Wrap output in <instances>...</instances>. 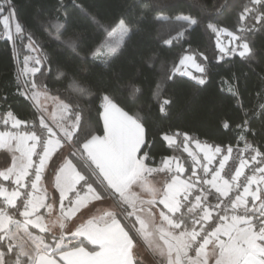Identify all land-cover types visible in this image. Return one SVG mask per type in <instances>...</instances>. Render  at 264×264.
<instances>
[{"label": "snow or ice", "instance_id": "6c2138e0", "mask_svg": "<svg viewBox=\"0 0 264 264\" xmlns=\"http://www.w3.org/2000/svg\"><path fill=\"white\" fill-rule=\"evenodd\" d=\"M237 3V26L228 33L234 47L221 48V52L238 53L251 62L257 55L251 38L264 32V0ZM232 6L213 5L217 12ZM14 12L12 0L0 3L6 30ZM176 19L188 28L200 23L191 15L180 14ZM95 24L103 36L91 48L83 47L79 34L65 36L67 28L58 15L44 31L57 47L77 57L83 53L93 65L108 67L126 38L131 39L134 24L124 17L107 27L98 21ZM206 27L217 34L221 31L212 23ZM186 31L177 32L164 44L173 45ZM15 33L13 37L8 32L7 39H27L33 51L42 47L31 34L24 35L18 21ZM28 59L25 57L26 62ZM45 59L34 58L33 66L18 74V79L29 74L33 77L23 81L21 94L36 106L38 120L25 131H0V150L12 153L11 165L0 170V180L15 186L9 190L0 184V264H140L135 249L141 243L154 264H264V146L249 142L253 130L242 104L244 119L235 125L237 142H244L243 151L249 152L250 158L238 155L239 166L234 160L226 169L233 153L230 146L202 143L188 133L163 135L170 148L183 137L184 151L192 160L190 175L184 178L185 167L179 157H166L159 166H151L154 161L146 150L149 144L143 121L138 113L125 110L109 90L93 93L73 77V92L91 97L86 108L79 101L53 96L46 85L37 84L36 74L44 75L37 66ZM189 61L195 64V57L183 55L173 63L167 78L190 76L204 85L203 76H192L186 70ZM195 67L205 72L200 64ZM128 87L131 96L141 91L135 84ZM233 95L239 97L238 92ZM260 95L264 100V91ZM41 98L53 102L51 111ZM96 100L100 104L94 109V123L90 113ZM169 103L163 99L160 111L165 112ZM258 107L259 112L252 115L264 120V103ZM6 116L3 123L7 125L11 119L13 129L26 124L12 112ZM222 126L232 128L228 121ZM189 143L203 153L202 159L189 150ZM214 161L216 168L210 167ZM250 163L251 174L246 175ZM154 174L160 176L159 182L149 180ZM84 211L93 214L82 218Z\"/></svg>", "mask_w": 264, "mask_h": 264}, {"label": "trees", "instance_id": "16d2710c", "mask_svg": "<svg viewBox=\"0 0 264 264\" xmlns=\"http://www.w3.org/2000/svg\"><path fill=\"white\" fill-rule=\"evenodd\" d=\"M12 3L24 35L31 34L37 45H42L36 48L38 57H47L39 66L44 75L36 74L37 84L46 85L53 96L73 103L79 101L86 108L91 97H80L73 92V77L79 86L90 88L93 93L109 90L125 110L130 114L138 113L143 121L149 144L146 150L154 161L151 166H159L163 158L176 156L184 164V178L190 175L188 169L192 160L184 151L183 137L170 148L163 140L165 133H188L202 143L222 148L243 146V141L237 142L235 128L244 119L241 104L249 112L253 130L248 135L249 142L264 146V120L252 115L253 111L259 112V104L264 103L260 95L264 91V32H257L251 38L257 55L247 62L238 54L221 56L216 32L206 27L207 23H212L219 30L233 32L237 26V0H12ZM226 3L233 6L220 12L213 7ZM180 14L196 17L199 25L188 28L176 19ZM57 15L67 28L65 36L79 34L86 48L93 47L103 36V30L97 28L95 21L107 27L124 17L135 27L131 39L126 38L110 65L96 66L83 53L77 57L57 47L45 34L49 21ZM183 29H187L183 38L173 41V45L164 44ZM0 30H3L2 17ZM28 44L27 39L21 42L17 38L11 42L0 36V121L12 112L15 118L26 122L27 129L38 120L36 106L21 94L23 82L18 79L21 60L32 55ZM185 54L193 55L205 68L201 75L206 80L204 85L179 74L171 80L167 78L173 63H178ZM60 72L66 75L59 76ZM129 84L137 85L141 91L131 96ZM234 92H238L239 97H235ZM163 99L170 101L165 112L160 111ZM99 104L100 100H96L92 105L90 115L94 123L97 115L94 109ZM224 121L232 128L225 129ZM100 124L102 126V120ZM198 157L202 159L201 155ZM2 202L0 200V204Z\"/></svg>", "mask_w": 264, "mask_h": 264}, {"label": "rangeland", "instance_id": "374dc122", "mask_svg": "<svg viewBox=\"0 0 264 264\" xmlns=\"http://www.w3.org/2000/svg\"><path fill=\"white\" fill-rule=\"evenodd\" d=\"M6 15H8V13H6ZM16 22H17V20H16L15 15H14L9 20V28L7 30L5 29V27L3 25V22H2L3 30H0V36L2 38H4V39H7L8 32H11L13 37H16V35H17L15 33V24H16ZM216 35H217L216 36V43H217V46L219 48L220 55L223 56V57L233 55V54H225V53L221 52V48L229 49L231 47H234V42L232 41V37L229 36V35H226L225 31H223V30H221L219 32V34L216 33ZM16 40L17 39L10 40V41L11 42H15ZM27 48L32 52V55L28 57L29 59L27 60V62H26L25 58L23 60H21V62H20V73L24 72L26 70V67H32L34 58H37L39 56L37 50L33 51L29 47V44L27 45ZM195 64H198L196 60H195ZM195 64L192 63L191 61L186 62V70L188 72H190L192 76L200 77L202 75V73L197 71V69L195 67ZM37 67H39V66H37ZM182 70H185V69H182ZM187 77L191 78L190 76H187ZM20 78H21V81L23 82L24 80L30 79L31 75L29 74V75L20 76ZM41 99H42V103H45L46 106L48 107L49 111H51L52 107H53V102L51 100L44 101L43 98H41ZM193 147L194 146H192V147L188 146L189 149H194ZM149 180H154L155 182H159L160 176L154 174L152 177H149ZM157 211H159V209H157ZM151 259H152V262H153L152 264H154L153 257Z\"/></svg>", "mask_w": 264, "mask_h": 264}, {"label": "crops", "instance_id": "0c3cea01", "mask_svg": "<svg viewBox=\"0 0 264 264\" xmlns=\"http://www.w3.org/2000/svg\"><path fill=\"white\" fill-rule=\"evenodd\" d=\"M225 34L228 35V32L225 31ZM5 118H7V117H5ZM3 120H2V122H3ZM25 130H27V128H25L24 125H21L20 128L13 129L11 119H9V122L7 125H5L4 123L0 124V131L19 132V131H25ZM177 143H178V140H177ZM193 146H194L193 147L194 149H189V150L196 153L198 156L201 155V157H203V153L200 152L199 149L196 148V145L193 144ZM66 151H67V149H65V152ZM217 159H219V157ZM11 161H12V153L10 151H7V150H0V170H4L5 168L9 167L11 165ZM217 165H218V163L214 161V163L212 165H210V167L216 168V167H218ZM245 169H247V168H245ZM196 170H197V173L200 174L199 166L196 167ZM257 175H259V174H257ZM45 183H47V182H45ZM0 184H3V186L8 187L9 190H12V188L15 187L14 185L10 184V182H8V181L0 180ZM253 187H255V186H253ZM261 187H264V185H261ZM48 195L49 196L52 195L51 187H49ZM57 195H58V193H57ZM0 200L3 201V198L0 197ZM42 211H45V210H42ZM90 214H93V213H90L89 211H84L82 218L87 217ZM135 253H136L137 260L141 259L142 261H145V262L151 264V261H152L151 258L152 257L150 255L149 251L146 249V247L142 243L137 245V248L135 249Z\"/></svg>", "mask_w": 264, "mask_h": 264}, {"label": "built area", "instance_id": "2783aa9c", "mask_svg": "<svg viewBox=\"0 0 264 264\" xmlns=\"http://www.w3.org/2000/svg\"><path fill=\"white\" fill-rule=\"evenodd\" d=\"M0 124H3V122L0 121ZM243 149H244V145L243 146H239V147H233L232 157L228 161V163L226 165V169L233 164L234 160H235L236 166H239V160L236 159V157L238 155L242 156V158H244V159H249L250 158V153L249 152H244ZM251 168H252V164L250 163L249 166L247 167V169L244 170L246 175H250L251 174ZM243 179L244 178L241 177V180H243ZM230 195L234 196V193H230Z\"/></svg>", "mask_w": 264, "mask_h": 264}]
</instances>
